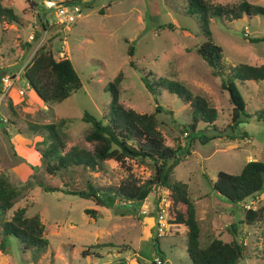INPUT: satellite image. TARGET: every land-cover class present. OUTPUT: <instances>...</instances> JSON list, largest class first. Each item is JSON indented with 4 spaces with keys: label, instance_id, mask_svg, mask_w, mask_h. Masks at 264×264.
Instances as JSON below:
<instances>
[{
    "label": "rangeland",
    "instance_id": "rangeland-1",
    "mask_svg": "<svg viewBox=\"0 0 264 264\" xmlns=\"http://www.w3.org/2000/svg\"><path fill=\"white\" fill-rule=\"evenodd\" d=\"M208 1L233 6L243 0ZM245 1L264 8V0ZM81 2L77 4L80 16L68 26L56 24L54 10L45 8L41 0L34 7L29 0L1 2L17 19L0 22V175L18 187L19 195L12 209L0 212V222L18 208H25L27 216L39 214L48 245L38 253L33 248L23 249L16 238L10 237L8 251H0V264H119L120 260L122 264H154L159 256L163 264H192L186 253L184 226L169 225L159 235L160 252L154 249L151 238L157 203L167 196L166 189L154 190L140 206L135 205L134 213L121 216L116 208L100 207L75 195L38 187L41 182L47 187L85 190L89 182L99 188H116L129 179L141 184L152 178L154 168L150 162L129 159L121 165L106 160L96 171L72 167L49 175L36 151L44 145L29 125L59 126L62 119L68 121L58 127L64 151L73 146L91 150L92 144L85 140L91 124L83 122L82 116L84 112L97 119L108 115L107 85L119 73V101L126 109L154 114L158 105L162 110L156 114L157 128L165 145L175 149L191 144L189 155L174 167L171 180L187 184L200 225L201 245L214 238L229 241L235 233L238 241H246L238 264H264V218L253 225L243 223L244 203L229 202L213 189L219 171L238 174L249 161L264 162V121L258 120L264 110V80L236 83L246 103V113L252 117H242L232 128L233 139L222 136L202 141V125L187 138L183 124L190 122L189 102L167 90L155 97L142 81L144 70L155 78L178 82L216 109L215 124L220 130L230 125L232 106L228 94L221 90L220 77L197 54L204 37L196 16L186 13L187 0ZM168 24L173 28L166 27ZM210 30L213 42L222 48L225 66L264 64V41H252L264 37L263 16H244L234 21L213 17ZM32 34L34 38L30 40ZM40 46L57 60L68 58L81 82V88L62 102L42 103L21 77ZM130 46L134 48L132 56L128 54ZM30 166L36 168L31 170ZM257 197L254 210L264 205V190ZM83 251L88 254L82 255Z\"/></svg>",
    "mask_w": 264,
    "mask_h": 264
},
{
    "label": "trees",
    "instance_id": "trees-1",
    "mask_svg": "<svg viewBox=\"0 0 264 264\" xmlns=\"http://www.w3.org/2000/svg\"><path fill=\"white\" fill-rule=\"evenodd\" d=\"M0 0V22L16 21L12 10L4 7ZM66 4H79L81 0H69ZM91 6L86 4V7ZM102 12V10H101ZM186 13L196 16L204 37V41L197 47V54L213 68V74L220 77L221 90L227 92L231 104L230 125L232 128L242 121V117H252L246 113V103L242 98L238 83L246 81H263L264 64L252 65L239 63L233 67L222 64V48L216 45L212 39L210 19L220 17L226 21H234L244 16L261 15L264 17V8L253 5L243 0L233 6L213 5L208 0H187ZM42 27L45 24L42 22ZM173 28L171 24L166 25ZM253 42L264 41V37L252 39ZM29 47V45H27ZM128 54H134L132 46ZM29 61V60H28ZM134 66L133 61L129 62ZM142 81L146 89L155 97L163 90L177 95L178 98L189 102L191 105L190 122L183 124L187 138L202 125L205 129L215 128L220 130L215 121L218 113L208 101L201 96L192 95L188 89L174 81L163 78H155L151 72L142 70ZM122 74L119 73L112 82L107 85L110 93L109 113L106 117L97 119L88 112H84L82 121L91 124V129L85 135V140L92 144V149L71 147L64 151L65 144L59 132V126L68 122L62 119L59 126L49 123L44 125L30 124V131L37 133L42 138L44 148L36 151L40 154V161L49 175H58L60 172L72 167H82L91 171L102 168L106 160L112 159L120 165L126 159L140 162L148 161L153 165L154 175L151 179L139 184L135 180H126L118 187L99 188L92 183H86L85 190H70L66 186L47 187L38 182V187L43 191L63 192L75 195L81 199L90 200L97 206L116 208L121 216L131 215L135 212V205L140 206L154 190L164 188L167 190L165 213L169 225H181L186 228V253L192 264H238L243 258L244 244L238 241L236 234L229 241L221 238L211 239L206 245L200 242V225L196 215L193 201L189 197L187 184L173 182L171 173L175 166L189 155V146L171 148L165 145L164 138L158 130L156 114L162 108L158 105L154 114H140L132 109H126L119 101V83ZM30 90L44 104L59 103L69 98L81 88L79 77L68 58L55 59L50 51L40 46L31 60L26 63L21 72ZM258 120L264 121V110L259 113ZM258 117V116H257ZM229 139L234 137L229 136ZM34 170L35 166H30ZM23 185H26L23 184ZM213 189L219 195L232 203H244L245 200L264 190V162L249 161L238 174H229L224 171L217 173V179L213 183ZM19 195L17 186L12 185L3 175H0V212L5 213L12 209ZM182 206L183 208H179ZM243 223L253 225L264 218V205L257 210L244 209ZM87 213L95 214L93 211ZM95 217V216H94ZM235 230V226H232ZM44 225L39 214L26 215L25 208H18L12 215L0 222V251H8V239L16 238L23 249L33 248L42 253L48 242L44 237ZM154 249L158 253L159 235L153 233L151 238ZM112 247V244L104 246ZM92 247V246H91ZM89 247V248H91ZM88 252L83 251L86 256ZM264 258V238L261 249ZM159 264H163L162 256ZM123 260L119 261L122 264ZM154 264H157L155 261Z\"/></svg>",
    "mask_w": 264,
    "mask_h": 264
},
{
    "label": "built area",
    "instance_id": "built-area-1",
    "mask_svg": "<svg viewBox=\"0 0 264 264\" xmlns=\"http://www.w3.org/2000/svg\"><path fill=\"white\" fill-rule=\"evenodd\" d=\"M30 4L34 7L37 0H29ZM42 4L47 9H53V16L56 19V24L60 26H68L72 24L76 17L80 16L81 9L77 4H66L65 1L60 0H41ZM33 34L29 36L30 40H33ZM6 89L9 87L8 79L5 80ZM259 194V193H258ZM258 200L257 194L247 198L243 204L246 210H254L253 205L255 201ZM165 208H167L166 197L160 199L157 203L156 217H155V231L158 235H161L169 227L167 223V217L165 213ZM145 214V211L142 212ZM155 262L159 264L161 262L160 258H155Z\"/></svg>",
    "mask_w": 264,
    "mask_h": 264
},
{
    "label": "water",
    "instance_id": "water-1",
    "mask_svg": "<svg viewBox=\"0 0 264 264\" xmlns=\"http://www.w3.org/2000/svg\"><path fill=\"white\" fill-rule=\"evenodd\" d=\"M233 134L232 126H228L224 130H218L215 128L204 129L201 140L206 141L208 138L213 137L233 136Z\"/></svg>",
    "mask_w": 264,
    "mask_h": 264
},
{
    "label": "crops",
    "instance_id": "crops-1",
    "mask_svg": "<svg viewBox=\"0 0 264 264\" xmlns=\"http://www.w3.org/2000/svg\"><path fill=\"white\" fill-rule=\"evenodd\" d=\"M222 239V238H221ZM241 240H243V237L240 238ZM225 241H227L226 239H223ZM244 246H246V241L244 242ZM39 261V260H38ZM34 264V263H33Z\"/></svg>",
    "mask_w": 264,
    "mask_h": 264
}]
</instances>
